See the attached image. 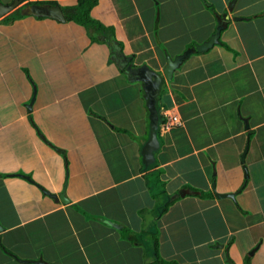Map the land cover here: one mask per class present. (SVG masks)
Segmentation results:
<instances>
[{"label": "crops", "instance_id": "obj_1", "mask_svg": "<svg viewBox=\"0 0 264 264\" xmlns=\"http://www.w3.org/2000/svg\"><path fill=\"white\" fill-rule=\"evenodd\" d=\"M231 1L98 0L109 31L9 18L77 0L0 18V264H264V0ZM223 14L165 81L145 165V91L113 48L163 74Z\"/></svg>", "mask_w": 264, "mask_h": 264}, {"label": "water", "instance_id": "obj_2", "mask_svg": "<svg viewBox=\"0 0 264 264\" xmlns=\"http://www.w3.org/2000/svg\"><path fill=\"white\" fill-rule=\"evenodd\" d=\"M237 0H232L229 4V9L233 10ZM22 3V0H13L11 3H0V18L13 12ZM22 13L28 16L35 17H48L57 21L64 22L66 17L60 5H51L47 2L32 3L23 6ZM238 19V18H235ZM229 17L227 14L218 15V26L216 32L210 37L209 40L201 44H196L185 50L182 54L171 57L167 55V62L163 69V74L157 72L147 64L140 66H133L126 63L130 58L124 57L121 52L120 46L117 44L113 48V55L111 60L117 64L118 68L122 69L128 80L131 82H142L145 91V98L147 106L149 108L150 118V136L147 145L143 149V157L145 165H150L155 161V154L159 151L161 143L159 141V126H160V112L161 107L159 104L160 94L162 92L165 81H172L174 73L181 65L192 55L197 52H206L211 49L215 44L219 43L222 30L227 27ZM218 198H234L233 194L219 195ZM56 201L60 200L62 203H66L64 193L56 196H52ZM229 263L233 264L231 260Z\"/></svg>", "mask_w": 264, "mask_h": 264}, {"label": "trees", "instance_id": "obj_3", "mask_svg": "<svg viewBox=\"0 0 264 264\" xmlns=\"http://www.w3.org/2000/svg\"><path fill=\"white\" fill-rule=\"evenodd\" d=\"M98 0H77V3L73 6H62V10L64 12V15L66 19L74 20L75 22L87 27V28H94L100 31H109V28H105L102 26L97 20L93 19L90 16V10ZM49 4L54 5L55 2H50ZM22 16V10L21 8L16 10L14 13H12L9 18L11 20L16 19L18 17ZM169 208V205L166 206L165 210Z\"/></svg>", "mask_w": 264, "mask_h": 264}, {"label": "built area", "instance_id": "obj_4", "mask_svg": "<svg viewBox=\"0 0 264 264\" xmlns=\"http://www.w3.org/2000/svg\"><path fill=\"white\" fill-rule=\"evenodd\" d=\"M172 121L173 122H172L170 127L176 126L179 123V119H177V118H174Z\"/></svg>", "mask_w": 264, "mask_h": 264}]
</instances>
